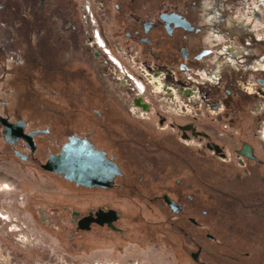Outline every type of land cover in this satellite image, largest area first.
<instances>
[{
	"label": "flooded vegetation",
	"instance_id": "af4514ba",
	"mask_svg": "<svg viewBox=\"0 0 264 264\" xmlns=\"http://www.w3.org/2000/svg\"><path fill=\"white\" fill-rule=\"evenodd\" d=\"M10 6L22 8L17 15L12 8L7 13ZM0 16L1 27L5 20L19 22L18 28L24 21L34 22L35 27L23 26L19 33L0 30V159L14 158L64 180L43 166L49 157L59 156L70 138L85 140L95 152H105L106 158L119 167L120 175L106 189L68 183L83 190L120 192L118 182L125 175L120 160L98 142V135L108 134L98 132L105 130V89L100 86L101 81H108L115 98L130 101L128 110L133 118L155 119L160 132L179 135V142H172L175 146H187L194 139L198 140L194 146L229 159L231 154L224 152L223 145L209 139V125L199 122L203 112L211 113L215 117L210 118V126L217 137L227 135L235 141L234 156L240 168L245 169L246 162L264 165L257 156L258 147L264 151L260 137L264 130V0H0ZM95 29L110 54L137 70L135 75L143 89L122 82L105 52L89 44ZM75 53L90 55L92 67L88 62L75 61ZM155 72L163 73V84L170 89H153L145 74ZM31 73L49 78L55 88L51 96L54 108L59 100L68 103L65 120L53 110L47 122H42L39 113L18 99L21 88L14 85L29 83ZM169 104L176 105L177 111ZM157 105L162 108L156 109ZM188 108L194 111L188 123H173L166 117L169 111L185 116L191 111ZM242 115L247 124H253L252 138L244 141L235 137L244 132L241 126L240 130L231 129L236 117ZM89 116L99 125H87ZM222 123L221 132L216 128ZM111 134L114 140L108 141L119 153L121 131L113 129ZM245 146L251 148L253 159L245 156ZM255 169L250 176L258 179L255 173L259 168ZM164 196L178 205V213ZM157 200L171 213L184 210L168 194ZM187 220L197 225L193 218ZM200 254L201 249L190 252L194 261L200 260Z\"/></svg>",
	"mask_w": 264,
	"mask_h": 264
},
{
	"label": "rangeland",
	"instance_id": "374dc122",
	"mask_svg": "<svg viewBox=\"0 0 264 264\" xmlns=\"http://www.w3.org/2000/svg\"><path fill=\"white\" fill-rule=\"evenodd\" d=\"M11 8L18 15L22 7L10 6L7 13ZM4 24L0 30L17 33L23 26L35 28L28 21L20 28L17 21ZM74 57L93 65L90 55ZM14 87L21 88L18 99L39 113L42 122L53 110L67 118L68 103L59 100L58 107L52 106L55 88L49 78L31 73L29 83L19 81ZM110 87L108 81H101L105 130L97 131L108 134L98 135V142L120 160L125 174L118 182L121 191L79 189L38 167L0 159V264H264V165L246 162L245 169L240 168L235 141L227 135L217 137L210 126V118L215 117L211 113L203 112L199 122L209 125V139L223 145L229 159L194 146L198 143L194 139L187 146H175L172 142H179V135L160 132L155 119L133 118L130 101L115 98ZM169 107L177 111L176 105ZM188 109L185 116L169 111L166 117L173 123H188L194 116ZM244 115L236 117L231 127L243 128L244 134L235 136L240 141L253 136V124H247ZM87 119L90 127L99 125L95 117ZM222 125L216 129L221 131ZM113 129L121 131L119 153L108 141L114 140ZM263 152L257 153L262 160ZM255 166L258 179L250 176ZM162 194L176 200L183 212L163 208L157 200ZM198 249L200 260L194 261L190 252Z\"/></svg>",
	"mask_w": 264,
	"mask_h": 264
},
{
	"label": "water",
	"instance_id": "95a60500",
	"mask_svg": "<svg viewBox=\"0 0 264 264\" xmlns=\"http://www.w3.org/2000/svg\"><path fill=\"white\" fill-rule=\"evenodd\" d=\"M244 152L247 158L253 159L249 146L244 147ZM43 169L62 175L65 181L75 183L76 186L88 188L106 189L111 185V181L120 175L119 167L106 158L105 152H95L89 142L77 138H70L69 144L62 148L59 156L49 157ZM164 200L174 213H178L177 204L166 196ZM193 258L195 260L197 254Z\"/></svg>",
	"mask_w": 264,
	"mask_h": 264
},
{
	"label": "built area",
	"instance_id": "2783aa9c",
	"mask_svg": "<svg viewBox=\"0 0 264 264\" xmlns=\"http://www.w3.org/2000/svg\"><path fill=\"white\" fill-rule=\"evenodd\" d=\"M91 46H95L98 50H101L103 52H105L107 59H109L110 61H112L115 64L114 67V74H116L118 76V78H121L122 82L123 81H127L132 87H135L137 89L140 88H144V86L140 83V81L138 80V78L135 75V72H137L136 69L132 68V67H126L121 58H116L115 56H113L112 54H110L109 50L107 48H105V45L101 39V37L99 36L97 30L95 29L92 36H91V41L89 43ZM155 75L152 74H145L148 78V82L153 85V89L157 90H162V89H170L171 87H169V85H166L165 83L163 84L164 81V75L163 73H157L155 72ZM165 86V88H164ZM164 91V90H163ZM263 132H261V139L264 143V130H262Z\"/></svg>",
	"mask_w": 264,
	"mask_h": 264
},
{
	"label": "trees",
	"instance_id": "16d2710c",
	"mask_svg": "<svg viewBox=\"0 0 264 264\" xmlns=\"http://www.w3.org/2000/svg\"><path fill=\"white\" fill-rule=\"evenodd\" d=\"M130 189H131V190H134V188H133L131 185H130Z\"/></svg>",
	"mask_w": 264,
	"mask_h": 264
},
{
	"label": "crops",
	"instance_id": "0c3cea01",
	"mask_svg": "<svg viewBox=\"0 0 264 264\" xmlns=\"http://www.w3.org/2000/svg\"><path fill=\"white\" fill-rule=\"evenodd\" d=\"M257 151H258V152L260 151V148H259V147L257 148Z\"/></svg>",
	"mask_w": 264,
	"mask_h": 264
}]
</instances>
